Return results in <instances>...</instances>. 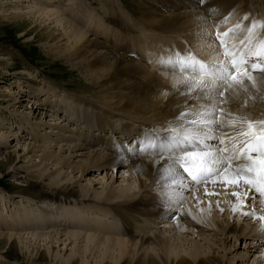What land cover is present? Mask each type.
Segmentation results:
<instances>
[{"label": "bare ground", "instance_id": "bare-ground-1", "mask_svg": "<svg viewBox=\"0 0 264 264\" xmlns=\"http://www.w3.org/2000/svg\"><path fill=\"white\" fill-rule=\"evenodd\" d=\"M31 2L30 5H26L28 10L21 12L22 14L19 12L21 15L11 13L7 16L6 12L4 16L9 17L10 20L21 18V20L28 22L27 25L29 26H24L20 32L24 36L32 34L35 29L37 33L40 31L45 36V44H50L49 47H51L52 51L67 58L70 63L75 60L77 67L82 66L86 69L92 76L93 81L101 87L99 89L101 92L117 97V102L113 104L115 108H112L121 111L126 117L131 116L130 118L138 121V125L137 127H133L130 124L126 125L129 133L127 135L125 133L123 139L127 138L129 134L130 137L132 135L134 142L129 145L122 143L121 140H117L113 136L116 133V115L109 108H100V114L96 117L98 129L101 133L109 129L112 135L105 136L101 135V133L95 134L83 131L78 133V138L76 137V140L79 139L78 143H73L72 140H69L71 141L67 149L69 154H66L67 152L65 155L58 153L59 150L62 152L64 147L62 143V145L57 146V150L53 149L50 152L49 150L54 147H52L51 141L46 143L43 141V144L33 146L29 154L33 158L38 153H41L39 155V164L49 160L51 164L62 165L63 169L69 167L72 171H78L82 175L91 167L116 169L119 166H125L133 171L134 175L138 176L142 188L145 185L143 178L152 183L164 181L171 183L166 178L162 179L164 168L168 166L166 162L167 153L162 157L151 150L137 153L130 150L134 146L145 147L146 145L144 144H138V141L153 133L161 137L167 136V134L158 132L154 126L145 123L148 121L157 125L177 126L175 123L170 122L174 121L181 111L193 105L192 100L183 94H178L173 87L179 84L184 75H192V73L181 74L178 71L165 70L166 66L161 67L159 64L161 59L175 56L177 52L180 54L186 52L188 50L186 47L184 49L183 47L180 48L182 41L189 44L188 46L191 47L199 59L207 61L221 59L223 49L216 50L218 47L216 33H224L232 29L230 38L227 41L228 46L236 45L238 50H242L248 43L249 29L254 22L256 26L251 29V38L254 46L258 47L260 46L259 41H264V7L262 9L263 14L255 16L254 9L248 7L246 0H140L139 15L137 13L129 14L128 9L126 10L124 5H122V0H116L113 4H110V1H108V4H102L101 2L100 4L103 5L101 9L104 12L102 14L97 13L99 15L89 14V19L93 25L89 23L87 25L85 21L76 16L75 12H68L62 9L64 2L74 4L76 0H31ZM119 11L130 18V27L136 28L137 32L147 35L150 39L152 38L151 36H156L159 42L163 37L176 38L177 41H174L175 50H168L164 47L156 51L150 46L154 45L155 41L150 42L145 38L137 40L135 37L122 32L119 33L112 26L115 23L111 18L112 15L117 14ZM111 13L112 15L110 16L109 14ZM239 29L243 30L240 34H237ZM91 35H95V38L91 39ZM99 36L104 37V39L102 41L97 40ZM241 41L244 44H241ZM88 73L86 74L88 75ZM253 75L257 79L255 88L250 87L247 92L226 93V98L231 103L221 105L225 112L247 116L251 120H264V79H262L264 74L255 72ZM110 91H112L111 94ZM107 98L110 103L111 97L107 96ZM245 103L247 105L246 108L242 107ZM56 126H48L52 130L59 129V131L53 132V138L55 136L59 140L66 137L70 138V136H67L68 134L66 135L69 132L68 130L65 128L63 130V128ZM38 128L39 126H29V129L32 130L31 133L40 132V128ZM232 128L220 126L215 135L229 136L236 132ZM225 132H227V135H225ZM136 134H139V136ZM72 138L74 139L75 137ZM52 140L54 141V139ZM234 143L229 145L228 148H231ZM91 148L92 151H89L88 154H83L84 158L72 161L79 156H73V154L82 153L83 150ZM10 160L11 158H6L4 162L0 161V167L2 165H10L12 167L14 164L11 165ZM232 163L233 166L222 170L219 175H212L201 182H204L203 184L228 182L230 185H244L246 183L243 178L248 180L258 179V176L252 173H237L234 167L237 162ZM37 166L39 165L37 164ZM43 172L37 174V178L42 181L46 179V175L44 176ZM185 177V180H189L187 174H185ZM61 182L62 180L54 181L49 186L40 184L42 188L38 185L30 184L29 187H20L21 189L18 192L32 198H43L46 195L45 191H49L47 189L50 187L49 189L56 193L69 196L70 198H77L82 203L94 202V194L87 193L85 189H79L77 182L59 187ZM111 194V192L108 193L110 196ZM46 197V199H56L49 195H46ZM111 208L124 227V236H122L116 224L107 216H104L103 211V213L100 211L95 212L96 214L93 212L94 216L92 217L87 216L88 221L84 225L79 224L78 220H83L84 217L80 213L78 215L74 212L64 213L65 220L72 221L73 224L84 229H71L66 235L68 237L85 238L86 245L91 246L92 249H95V252H98L97 258H100L101 262L94 264H223V259L220 257L202 256L197 248L193 249L191 254L194 261L185 255L176 253L177 247L171 243L166 235H169L170 232L182 233L187 228L195 234H200L201 230L207 229L205 226L206 222L199 217L195 220L189 217L190 214L187 215L184 211L180 212L171 208L157 195L148 194L147 198H135L130 202L117 204ZM195 209L193 207L188 209L191 210V215ZM197 213L198 210H196ZM23 219L25 217L20 214L15 221L21 222ZM45 222H52V220L46 218ZM62 222L67 227H75L66 221ZM145 222H149L155 231L152 232V229H147L144 226ZM216 223L222 227L220 223ZM222 228L223 230L225 229L224 227ZM248 229L249 227L245 226L244 233L251 232L247 234L254 236L252 234L253 228L249 231ZM229 230L233 234L238 232L236 227ZM55 233L58 234L59 231H55ZM43 235L42 233L40 236ZM2 236L4 237L2 238ZM11 236L12 234L7 236V234L3 235L0 233V240H2L0 245H3V248H7L8 245H19L29 248L26 240L19 239L21 237L18 240H13ZM255 236L264 239V232L262 231V233ZM48 255L51 257L50 259L54 258L53 251L49 250L48 254L46 252L40 254L42 261H47ZM78 255L79 248L76 246L64 258L70 264H78Z\"/></svg>", "mask_w": 264, "mask_h": 264}, {"label": "rangeland", "instance_id": "rangeland-1", "mask_svg": "<svg viewBox=\"0 0 264 264\" xmlns=\"http://www.w3.org/2000/svg\"><path fill=\"white\" fill-rule=\"evenodd\" d=\"M108 1L110 4L116 2V0ZM108 1L76 0L74 4L64 2L62 9L75 12L76 16L85 21L87 25H93L89 14H102L104 10L101 9L103 5L100 3L108 4ZM246 1L248 7L254 9L255 16L263 14L264 0ZM139 2L140 0H122V5L126 10L128 9L129 14H138L140 13ZM31 3V0H0V161L4 162L6 158H11V165L14 164L12 167L10 165L0 167V233L7 234V236L12 234L13 240H18L21 237L19 239L26 240L29 246V248H25L19 245H8L7 248H3V245H0V264H70L64 257L76 246L79 248L78 264L99 263L101 259L97 258L98 252L86 245L85 238L66 235L71 229L81 228L73 224L72 221L65 220L64 213L74 212L76 215L80 213L84 217L83 220L78 221L80 225H84L88 221V217L94 216L93 212L103 211L104 216L113 221L124 236V227L111 207L130 202L135 198H147L148 194L162 197L161 199L171 208L180 212L184 211L195 220L199 217L206 222L207 229L201 230L200 234H195L187 228L182 233L170 232L169 235H166L177 247L178 255H185L194 261L191 254L193 249L197 248L202 256L220 257L223 259V264H264V239L255 236L264 232V219H260V217H264V199H262L264 198V192H262L264 185H260L261 191L257 192L250 183L244 185H230L228 182L196 184L189 179L184 181L189 187L183 188L167 181L152 183L143 178L145 185L142 188L138 176L125 166H119L116 169L91 167L82 175L78 171H72L69 167L63 169L62 165L51 164L49 160L39 164L41 153L32 158L29 154L30 149L43 144V141L44 143L52 142V147H54L49 150L50 152L53 149L57 150V146L63 144L62 152L59 150L58 153L65 155L66 152L69 154L67 151L71 143L69 140L78 143L79 139L76 140L78 133L89 131V133L100 134L101 131L96 122L100 108H109L116 115V133L118 135L115 133L113 136L115 139L121 140L122 143H124L125 133L126 135L128 133L127 131L123 132L127 130L126 125L137 127L138 121L130 118L131 116L126 117L121 111L114 109L115 105L113 106V104L117 102V97L101 92L99 90L101 87L93 81L86 69L79 65L77 67L75 60L70 63L67 58L52 51L49 47L50 44H45V36L40 31L37 33L35 29L32 34L24 36L20 32L24 26H29L28 22L21 18L10 20L9 17L4 16L6 12L7 16L11 13L19 15L28 10L26 5ZM119 12L115 15L109 14L112 15L111 18L115 23L112 26L119 33L135 37L137 40L145 38L150 42L155 41V44L150 46L156 51L164 47L168 50H175L174 41H177L176 38L163 37L159 42L156 36H151L150 39L147 35L137 32L136 28L130 27V18L123 15L121 11ZM242 30L239 29L237 34H240ZM90 38L94 39L95 35H91ZM103 39L102 36L97 37V40L102 41ZM183 43L182 41L180 48L184 49ZM153 62L155 63L154 60ZM107 96L111 97L110 103ZM218 119L220 125L225 128L239 127L243 123L238 120L234 121L231 116L225 115H221ZM145 124L152 125L158 132L167 133V135L172 128L177 127L152 124L148 121ZM30 125L39 126L40 132L31 133ZM51 125L68 130L66 135L68 134L67 136L70 138L66 137L61 140L56 139V136L53 138V132L59 131V129L52 130L48 127ZM256 127L258 129L259 126L256 125ZM110 133V130L107 129L101 135L110 136L112 135ZM218 137L222 143L212 142L211 144L223 148L229 147L241 139L238 132ZM130 141L133 143V138ZM89 151H92V148L83 150L82 153L78 152L79 154H73V156H79L72 161L84 158L83 154H88ZM42 171H44V176L46 175V179L43 181L37 178V174ZM60 180L62 182L59 187L77 182L78 186H76L79 189H85L87 193L94 194V202L82 203L77 198L56 193L49 189L50 187L47 189L49 191H45L46 195L55 197V200L46 199V195L43 198H32L18 192L20 187H29L30 184L42 188V184L49 186L54 181ZM169 186L173 190L172 197H183L182 203H176L174 198H170L166 194L169 191ZM59 187L58 189H60ZM110 192L111 196L108 195ZM191 207L196 208L192 215L191 210H188ZM48 210L50 212L47 213ZM196 210H198L197 214ZM248 212L255 213V215L244 214ZM20 214L25 219L21 222L15 221ZM46 218L52 222H45ZM62 221L75 227H67ZM216 222L225 229L223 230ZM144 226L147 229H152V232L155 231L149 222H145ZM245 226L249 227L248 231L253 228L254 236L247 234L251 232L244 233ZM234 227L238 229L235 234L229 230ZM55 231H59V233L56 234ZM42 233L45 236H40ZM49 250L53 251L54 258L50 259L51 257L48 255L47 261H42L40 254L45 252L48 254Z\"/></svg>", "mask_w": 264, "mask_h": 264}, {"label": "snow or ice", "instance_id": "snow-or-ice-1", "mask_svg": "<svg viewBox=\"0 0 264 264\" xmlns=\"http://www.w3.org/2000/svg\"><path fill=\"white\" fill-rule=\"evenodd\" d=\"M255 26L254 22L249 29L248 43L242 50H238L236 45L228 46L232 29L224 33L217 32L216 50L223 49L221 59L207 61L199 59L192 52L187 56L177 52L175 56L161 59L162 66L181 74L192 73L184 75L179 84L173 87L178 94L192 100L193 105L181 111L170 122L177 127L172 128L167 136L161 137L153 133L138 141V144H144L145 147L134 146L130 150L134 153L151 150L162 157L167 153L168 166L164 168L162 179L170 180L172 185L188 188L189 185L184 183L185 174L193 183H199L212 175H219L222 170L233 166L232 162H237L234 165L237 173L247 172L258 176V179L253 180L243 178L244 182L252 184L257 192L261 191L260 185H264V120H251L247 116L225 112L221 107L231 103L226 98V93L247 92L250 87L255 88L257 85L253 73L264 74V41H259L260 47L257 50L251 38V29ZM241 44L244 42L241 41ZM246 106V103L242 105ZM221 115L243 122L239 127L232 128L242 139L231 148H221L207 142L216 140L218 144L222 143L215 135L221 126L218 119ZM256 125L259 126L258 129ZM172 191L169 186L166 194L170 198H174ZM174 199L176 203H182L183 197ZM244 214L255 215L252 212Z\"/></svg>", "mask_w": 264, "mask_h": 264}]
</instances>
